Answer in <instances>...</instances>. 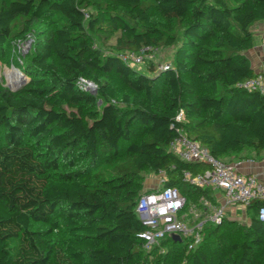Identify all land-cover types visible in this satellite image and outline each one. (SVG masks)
<instances>
[{
	"label": "trees",
	"instance_id": "16d2710c",
	"mask_svg": "<svg viewBox=\"0 0 264 264\" xmlns=\"http://www.w3.org/2000/svg\"><path fill=\"white\" fill-rule=\"evenodd\" d=\"M105 1L114 7L106 15L90 13L88 0H0V62L17 19H24L21 35H39L30 60L18 66L24 85H0V264H53L45 241L54 232L66 236L59 264H136L144 227L134 209L149 191V174H163V185L176 188L187 208L202 209L204 200L216 206L210 188L181 178L185 169L206 166L169 150L180 111L187 136L217 159L233 163L264 152V96L238 87L261 74L245 51L253 45L251 26L264 21V0ZM146 2L181 30L159 28ZM106 33L115 35L113 53L92 46L91 35ZM159 45H178L172 66L159 73L152 62L146 75L119 58L121 50ZM110 74L129 92L119 94L102 78ZM80 79L96 85V96ZM104 166L115 172L103 177ZM262 204L245 207L246 226L206 223L192 264H264ZM224 227H235L237 238L229 242ZM206 234L218 235L209 257L202 252ZM165 247L167 254L187 249L167 237L147 253Z\"/></svg>",
	"mask_w": 264,
	"mask_h": 264
},
{
	"label": "built area",
	"instance_id": "2783aa9c",
	"mask_svg": "<svg viewBox=\"0 0 264 264\" xmlns=\"http://www.w3.org/2000/svg\"><path fill=\"white\" fill-rule=\"evenodd\" d=\"M156 51L155 46H143L129 54L120 53L119 58L131 67H138L145 61H151ZM169 67L166 66L163 70ZM81 81L84 79H80L78 84ZM238 87L264 96V73L244 80ZM183 121V112L180 111L170 124L175 133L169 150L181 161L189 164L202 163L206 169L196 173L185 169L181 173L182 181L201 189L210 188L221 192L223 199L216 206L204 200L201 202L202 209L195 206L187 208L186 198L176 188L165 187V178L161 174L158 186L143 193L134 209L144 227L137 237L147 250L160 246L162 240L172 235L179 236L180 242L185 241L188 250H195L202 241L206 223L221 224L228 208L246 207L255 200L263 203L257 216L264 222V182L254 174L239 171L236 163H227L212 156L207 148L187 136L181 125Z\"/></svg>",
	"mask_w": 264,
	"mask_h": 264
},
{
	"label": "rangeland",
	"instance_id": "374dc122",
	"mask_svg": "<svg viewBox=\"0 0 264 264\" xmlns=\"http://www.w3.org/2000/svg\"><path fill=\"white\" fill-rule=\"evenodd\" d=\"M101 8L98 9L97 5ZM143 8H147L148 15L150 18L156 22L159 28L170 32V33H178L181 28L176 23V21L168 23L162 17H160L157 8L155 7L154 3L146 2L142 4ZM113 5L105 0H88V7L87 10L90 13L99 14V11H104L105 15L106 12L113 11ZM23 18H19L15 21L13 28H12V37L9 39L7 44V52L6 58L4 61L0 62V85L10 89L11 91H16L22 85H24L25 81L27 80L26 76L23 72L19 69L18 66L26 65L27 62L30 60V57L33 55L35 49V42L36 39L39 37L36 31L32 33L22 34L23 30ZM108 23V21H105ZM44 27H42L43 29ZM251 31L253 33V45L252 47L245 51V54L250 58V63L255 65L256 60L261 58L264 62V21L255 22L251 26ZM91 43L94 48H98L102 50L104 53H113L116 48V40L115 35L112 33H106L105 35H91ZM178 45H174L171 47H164L159 45L157 47L156 54L154 55L151 61H145V63L141 66H133L132 68L137 71L149 75L148 72V63L152 62L155 67L156 73L161 72L166 66H172V61L174 57L175 50ZM126 52V53H124ZM120 53L129 54L131 52L121 50ZM257 58V59H255ZM16 71L17 76L20 78L17 81L10 79V72ZM104 80L111 83L119 92V94L129 92L126 88L122 86L118 77L114 74L106 75L102 77ZM80 88L85 92L96 96L97 94V87L96 85L89 80L81 81L79 84ZM100 174L103 177L113 174L115 172L114 168L111 166H104L101 167ZM149 174L146 179L151 178L150 183H155V181L159 180L162 175ZM155 180V181H154ZM154 181V182H153ZM148 190V189H145ZM236 221L237 225L246 226L249 222L248 217L234 220ZM35 229L45 231L44 226H35ZM235 227L228 228L224 227L223 229L228 231L227 240L231 242L232 239L237 238V233L234 230ZM220 232L218 233V235ZM213 236L210 238L206 234V240L202 247V252L206 254L207 257L210 256L211 251L213 250L214 245L217 243V236ZM66 236L62 232H54L51 235L46 236V247L51 250L53 257L51 262L53 264H59L57 261L56 256H64V241ZM144 248V247H143ZM171 252L167 254L166 247L161 250L155 251L151 253L152 255L148 254L150 250L143 249L139 259L137 260L136 264H192V255L194 251L187 250L186 248H171L169 249Z\"/></svg>",
	"mask_w": 264,
	"mask_h": 264
},
{
	"label": "crops",
	"instance_id": "0c3cea01",
	"mask_svg": "<svg viewBox=\"0 0 264 264\" xmlns=\"http://www.w3.org/2000/svg\"><path fill=\"white\" fill-rule=\"evenodd\" d=\"M247 56V55H246ZM248 57V56H247ZM250 60V58L248 57ZM257 59V58H255ZM251 67L256 73H264V62L259 58V60H256V64H251ZM234 163L237 164V167L239 171L245 173V174H254L256 175L261 181L264 182V152L260 158H255L253 156H250L245 159H236L234 160ZM157 176V175H156ZM155 176V177H156ZM161 178V177H160ZM151 178L145 179L144 181V189H152L158 186L159 180L155 181V183H150ZM153 181V182H154ZM211 195L215 201L216 204L222 201L223 195L221 192L218 191H212ZM225 216L227 220H237L242 219L246 217L245 207L242 206H232L227 209Z\"/></svg>",
	"mask_w": 264,
	"mask_h": 264
},
{
	"label": "bare ground",
	"instance_id": "6f19581e",
	"mask_svg": "<svg viewBox=\"0 0 264 264\" xmlns=\"http://www.w3.org/2000/svg\"><path fill=\"white\" fill-rule=\"evenodd\" d=\"M9 77H10L11 80H14V81H17V80H19V79L21 78V77L19 78V77L17 76L16 71H13V70L10 72V76H9ZM21 79H22V78H21Z\"/></svg>",
	"mask_w": 264,
	"mask_h": 264
},
{
	"label": "water",
	"instance_id": "95a60500",
	"mask_svg": "<svg viewBox=\"0 0 264 264\" xmlns=\"http://www.w3.org/2000/svg\"><path fill=\"white\" fill-rule=\"evenodd\" d=\"M171 238H172L173 240H175V241H178V242L181 241L180 238H179V236H177V235H172Z\"/></svg>",
	"mask_w": 264,
	"mask_h": 264
}]
</instances>
